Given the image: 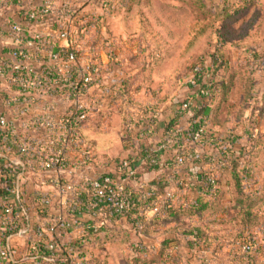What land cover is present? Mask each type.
Masks as SVG:
<instances>
[{
  "label": "built area",
  "instance_id": "1",
  "mask_svg": "<svg viewBox=\"0 0 264 264\" xmlns=\"http://www.w3.org/2000/svg\"><path fill=\"white\" fill-rule=\"evenodd\" d=\"M22 1L0 0V11L18 9L20 17L0 16V264H89L71 247L95 245L115 218L130 217L139 227L143 216L165 215L174 196L152 207L131 203L127 185L136 171L126 160L115 174L90 175L97 155L88 128L108 125L129 96L114 105L115 71L105 69L98 54L82 62L87 3ZM106 59L114 62L116 55L110 51ZM187 84L208 99L211 88L197 74ZM190 108V102L179 107ZM136 118L144 123L147 115ZM193 181L198 178L170 185ZM237 246L244 255L253 252L249 244Z\"/></svg>",
  "mask_w": 264,
  "mask_h": 264
},
{
  "label": "rangeland",
  "instance_id": "2",
  "mask_svg": "<svg viewBox=\"0 0 264 264\" xmlns=\"http://www.w3.org/2000/svg\"><path fill=\"white\" fill-rule=\"evenodd\" d=\"M62 3L88 4L87 35L79 41L82 62L98 54L105 69L115 71L114 105L129 96L108 120V126L115 129L110 135L114 159L122 153L117 131H128L132 116L153 111L165 116L167 109L178 110L190 92L188 79L202 70L203 77L212 78L215 91L207 125L223 146L232 148L230 143H235V150L243 154V164L256 166L249 180L257 179L264 190V0ZM110 51L116 55L114 62L106 59ZM247 187L251 193L249 184ZM219 188L223 199L219 195L209 199L214 211L193 221L169 224L156 235H179L192 227H204L208 244L201 252L193 250L190 258L180 256L178 250L175 256L182 264H264V202L253 210L256 225L248 231V216L242 215V228L235 221L240 212L233 205L236 188L231 177L219 183ZM185 190L176 186L174 199L184 197ZM169 193L162 192V198ZM121 228L120 221L102 227L98 242L84 254L91 264L95 259L105 264H132L139 237L131 233L128 238ZM245 236L253 244L250 256L237 246V240Z\"/></svg>",
  "mask_w": 264,
  "mask_h": 264
},
{
  "label": "trees",
  "instance_id": "3",
  "mask_svg": "<svg viewBox=\"0 0 264 264\" xmlns=\"http://www.w3.org/2000/svg\"><path fill=\"white\" fill-rule=\"evenodd\" d=\"M201 72L202 74L197 73L198 77L202 82H207L211 88L208 99L197 98L194 91H190L185 101L179 105L190 102L191 108L189 110H175L173 116L162 121V127L159 126L155 114L148 113L145 122L140 123L143 128L136 136V140L133 139L135 137L128 139L134 153L133 156L123 160L128 161L130 167L136 171V175L132 180H138L143 173L163 171L165 173L163 183L170 184L172 180L171 182L177 181L180 184L182 179H180L178 173L185 171L188 178L197 177L198 181L184 183L182 186L178 185V187L181 190L192 189L199 194L198 198L189 200L179 206H175L174 202L169 203L166 213L168 216L161 221L154 219L147 221L148 217L143 216L141 226L138 227L136 222L128 217L127 222L133 227L131 233L137 234V237H139L136 239L137 249L132 258V264H182V261L175 256L178 250L181 253L180 256H186V258H190L189 255L193 250L197 249L201 252L202 246L207 245L209 241L203 226L192 227L179 235L165 236L158 242L155 241V233L169 224H177L183 220L193 221L202 218L207 212L214 211L215 207L209 199L214 196V198H217L218 195L219 200L223 199L222 193L219 194V190L222 189L219 188V183L229 180L230 177L236 188L233 205L240 212L235 221L242 228V215L248 216L245 222L248 231L255 229L253 210L264 202V190L259 188L260 184L258 185L257 179L255 181L254 179L249 180V177L255 175L254 168L256 166L249 162L243 164V154L241 150H235V143H230L232 148L226 145L223 146L225 143L218 140L212 131V127L209 128L207 125V120L212 113L215 91L212 78L203 77L205 73L202 70ZM132 117L134 118V116ZM158 128L161 132V140H159V137L154 138ZM195 134L200 135L197 141L194 140ZM164 144L167 145V149H172L174 152L172 158L163 159L162 153L164 150H159V148ZM180 156L186 158L185 165L178 166L177 159ZM140 161H143L144 164L139 165ZM187 165L188 167L185 168ZM248 184L251 193L247 191ZM160 188L155 192L145 194L143 191H136L129 187V184L127 185L130 202L142 207H152L154 203L158 202L165 186ZM116 221L121 222L117 218L113 219L112 222ZM100 230L102 231V228ZM131 233L127 234L128 238ZM248 241L251 242V238L245 236V238L237 240V244L245 243L253 248V244ZM87 249L88 247L83 246L71 247L72 253L82 252L83 255H86L85 251ZM88 262L91 264V260L88 259ZM93 264H105V261L95 259Z\"/></svg>",
  "mask_w": 264,
  "mask_h": 264
},
{
  "label": "crops",
  "instance_id": "4",
  "mask_svg": "<svg viewBox=\"0 0 264 264\" xmlns=\"http://www.w3.org/2000/svg\"><path fill=\"white\" fill-rule=\"evenodd\" d=\"M46 0H23L20 3H24L25 6L28 4H33V3H43ZM54 3H62V0H53ZM4 15H8V16H12L13 19L17 22L20 21V17H19V11L18 9H15L14 11L8 13L5 12L4 10L0 11V16H4ZM130 96H133L132 94H129ZM176 109H167L168 113L166 112L165 116L171 117L173 116V112ZM155 114V117L158 119L157 121H159V126L162 127V121H164L165 116L159 115L160 113H158L157 111H153ZM164 119V120H163ZM134 122L131 125V128L127 129L128 131H123V129H119L116 133V135H118L119 137V144H120V149L121 152L120 153V157L119 159H114V157H112L111 155V151H112V147L114 145L113 139L110 137V135L115 133V129L112 127H109L108 125H106L105 127L99 128L98 126L95 127H89L88 128V135H89V142L90 145L93 147L95 154L97 155V162L96 165L92 168L90 175L91 176H95V175H101V174H115L117 172L116 167L118 165V162L120 160H123L125 158H129L130 156H133L132 154L134 153L133 148H131V146L129 145L128 139H131L132 137L134 140H136V136L142 131L143 126L140 125V123L138 122L136 115L133 118ZM146 120V119H145ZM145 122V121H144ZM143 124V123H142ZM159 127V128H160ZM159 128L158 131L155 133L154 138L159 137L161 140V132H159ZM151 134L153 136V132L151 131ZM113 142V143H112ZM137 149V147H136ZM174 155V152L172 151V149H165L162 153L163 159H169L172 158ZM143 165V161H140L139 165ZM187 166H185V168H187ZM164 174L163 171H152V172H148V173H143L142 176L138 179V180H131L129 182V187L135 189L136 191H141L140 190V185L144 184L145 185V191H143L145 194H148L147 192H155L157 189H161L160 187L165 186L164 191L166 192H171L172 190L174 191V189L169 188L172 187V185H170L169 183L167 184L166 182L163 183L162 180H164ZM187 173L185 171H180L178 173L180 179H185L187 178ZM170 181V180H169ZM172 181V180H171ZM170 181V182H171ZM163 183V184H162ZM185 195L184 197H179L178 199H175L174 204L175 206L184 204L186 202H188L189 200L192 199H196L198 198L199 194L197 191L194 192H189V190L185 191ZM188 193V195H187ZM193 193H195L194 195L196 197H192ZM173 194V193H172ZM164 195H162L161 192V196H159V199H162ZM174 196V195H173ZM167 214L162 215V216H158V217H153V216H148L147 221L154 219L157 221H161L167 218ZM121 230L122 231H127L128 233L132 232V226L128 224L127 220H122L121 222ZM110 225V224H109ZM163 229V228H161ZM159 229V230H161ZM158 230V231H159ZM157 231V232H158ZM156 232V233H157ZM127 233V234H128ZM155 233V241H159L161 238L168 236L169 235H156Z\"/></svg>",
  "mask_w": 264,
  "mask_h": 264
}]
</instances>
